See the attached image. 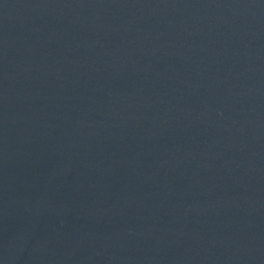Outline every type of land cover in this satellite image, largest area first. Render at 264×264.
<instances>
[{
    "label": "water",
    "instance_id": "water-1",
    "mask_svg": "<svg viewBox=\"0 0 264 264\" xmlns=\"http://www.w3.org/2000/svg\"><path fill=\"white\" fill-rule=\"evenodd\" d=\"M0 264H264V0H0Z\"/></svg>",
    "mask_w": 264,
    "mask_h": 264
}]
</instances>
